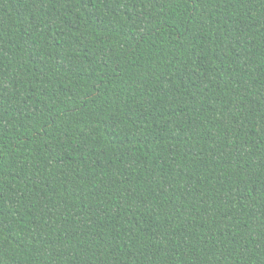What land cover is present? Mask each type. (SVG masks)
Returning a JSON list of instances; mask_svg holds the SVG:
<instances>
[{"label": "trees", "instance_id": "1", "mask_svg": "<svg viewBox=\"0 0 264 264\" xmlns=\"http://www.w3.org/2000/svg\"><path fill=\"white\" fill-rule=\"evenodd\" d=\"M0 264H264V0H0Z\"/></svg>", "mask_w": 264, "mask_h": 264}]
</instances>
